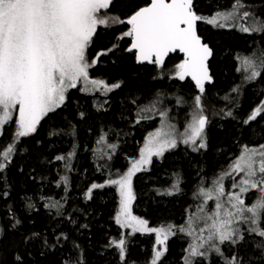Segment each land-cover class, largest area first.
I'll use <instances>...</instances> for the list:
<instances>
[{"label":"snow or ice","instance_id":"6c2138e0","mask_svg":"<svg viewBox=\"0 0 264 264\" xmlns=\"http://www.w3.org/2000/svg\"><path fill=\"white\" fill-rule=\"evenodd\" d=\"M112 5L113 0H0V135L6 125H15L14 142L0 146V199L7 201L11 195L7 172L19 151L20 139L37 135L42 122L67 105L71 90L89 95L99 92L107 97L121 88V82L109 84L103 79L90 78L89 71L119 44L101 50L91 58L89 50L98 28L123 24L127 30L118 40L129 39L124 51L132 54L136 63L153 65L163 74L166 58L173 53L183 54L168 70L169 78L181 82L190 80L196 94L188 105L190 112L183 131L168 122L166 109L158 108L162 103L159 93L148 104L139 107L135 124L151 119L150 113H158L161 126L147 134L138 158L130 161L131 166L126 171L116 178L110 176L102 183H91L84 193L85 198L91 200L97 189H115L119 197L115 223L122 229H131L133 234L155 235L150 264H163L169 251L168 241L177 233L190 238L183 250L182 264H264V142L244 144L229 169L213 180L211 187L201 184L193 192V199L200 202L185 223L149 226L147 219L132 211L136 200L133 178L138 173L151 171L154 158L162 160L166 153L180 145L192 153H200L209 147L207 128L211 118L206 114L205 93L206 85L213 83L210 61L215 50L209 38L201 34L200 25L236 31L254 41L258 38V44L234 54L233 59L237 62L235 71L241 75V84L264 78V0H231L226 7L218 6L209 15L197 11L196 0H143L142 3L128 0L127 7L131 12L126 19L109 15ZM239 87L232 91L238 92ZM224 99L229 100V97ZM108 103L107 99L98 101L96 111L106 112ZM177 103L186 101L178 99ZM14 113H18L15 119ZM213 115L237 118L230 109H220ZM78 116L80 120L85 119L82 111ZM258 118L264 120V100L242 123L250 125ZM110 133L117 137L121 135L112 128L101 129L94 141L100 146V160H112L118 148V144L110 142ZM76 135L71 122L64 128L48 131L49 137L70 136L74 142ZM76 154L69 150L54 155L48 163L63 162L65 171L70 172ZM107 167V163L100 165L101 169ZM19 171L22 173L23 168ZM225 177H232L234 190L225 191ZM59 180L67 190L68 176H60ZM170 180V186L155 189L158 196L170 197L182 192L177 174L173 173ZM56 187H61V183ZM36 195L38 201H46L41 207L47 210L49 218L76 224L72 211L66 209L67 197L52 199L42 193ZM21 206L31 230L21 237L11 252V264H36L29 251L33 244L38 246L40 256L59 252L55 264H84L81 245L71 233L47 227L35 229L31 214L37 211L36 203L25 194ZM3 211L6 223L0 222V245L5 236L21 231L25 222V216L18 215L11 204H5ZM79 227L87 228V225ZM107 246L116 251L120 264H127L125 234L111 238ZM0 264H7L2 247Z\"/></svg>","mask_w":264,"mask_h":264},{"label":"trees","instance_id":"16d2710c","mask_svg":"<svg viewBox=\"0 0 264 264\" xmlns=\"http://www.w3.org/2000/svg\"><path fill=\"white\" fill-rule=\"evenodd\" d=\"M133 3H142L143 0H132ZM231 0H196L198 5L197 11L203 15L212 14L216 8L226 7ZM128 0H116L114 8L131 10L127 7ZM122 19L125 17L118 14ZM205 24L200 25L201 34L209 38L215 50L212 58L211 70L214 82L211 86L206 87L205 103L208 107L207 114L212 120H216L213 112L220 109L233 112L236 119L232 117L220 116L221 125L215 130L210 128L207 132L209 147L200 153H192L191 164L185 159L181 163L174 162V166L168 167L166 159L159 160L160 167L154 168L157 162L153 163L152 174L145 178V172L138 173L143 178L134 180V187L138 193L139 201L144 203L142 211L137 209L143 219L149 221V226H160L162 224L181 225L186 221L188 215L194 210L191 208L193 200V192L186 188V180L178 174L185 171L187 178L190 179L197 176V182L202 183L211 178L216 179L222 175L229 159L227 154L234 155L237 148L245 141L254 144L261 141L264 137V120L258 118L257 122L250 125H244L243 119L246 118L250 111L259 105L264 93V78H258L256 81L248 82L244 86V96H242V86L238 82L241 75L235 71L237 62L233 59L234 54L242 53L249 45L258 44L259 39L255 41L236 31L227 29H214ZM121 29V28H120ZM118 31L105 32V36L99 32L95 38L92 47L89 50V57L95 53L111 48L114 44L119 47L110 52L107 56L115 55L121 52L120 48L125 49L128 45L124 40L120 43ZM109 37V39H108ZM120 50V51H118ZM127 55H126V54ZM120 55L119 59H123L117 64H110L109 78L115 77L116 82H121V88L115 89V93L109 97V103L106 105V112H97L93 107L92 98L89 94L73 91L70 93V100L67 105L58 110V114L46 119L42 122L38 130V134L33 137L21 138L17 147L18 153L15 155L12 165L7 172L8 184L11 185V195L7 201L0 199V222L6 223L5 213L3 211L5 204H11L18 215L25 216V222L21 231L10 233L3 239L2 247L4 249V257L7 264H11V252L17 247L21 237L31 230V225L27 216L22 209V198L27 194L36 203L37 211L31 214L34 221L35 229L55 228L63 229L65 232L71 233L77 243L81 245V256L84 264H120L116 251L107 246L111 238H118L121 234H125L128 240V259L127 264H150L152 254V246L155 241L154 234L137 233L133 237L127 235L128 229H122L115 223V214L119 209V197L115 189L105 187L97 189L93 192V198L87 200L84 196L87 187L91 183H102L105 179L116 178L119 173L127 170L130 161L138 156V151L149 131L158 113H150L151 119L141 120L139 124H135L136 112L139 106H134L131 99L125 98L128 94L139 96L134 98L135 103L142 106L144 102L148 104L160 94L162 103L158 104V108L170 109L171 107L186 109V105L190 104L191 98L196 94L194 85L186 80L184 82L169 78V69H172L177 61L182 58L181 55L171 56L165 62V70L161 74L160 70L154 66H141L136 63L132 54L125 52ZM90 77L94 79H103L111 84L110 79L104 78L100 69L90 71ZM239 87L241 93L239 97L233 95V88ZM255 90V91H254ZM259 90V94L256 91ZM230 97L226 101L225 97ZM128 99V100H127ZM178 99L186 101V103H177ZM224 107H220L223 106ZM85 113V119L80 120L78 113ZM71 122L76 128L77 135L75 142L73 137H49L48 131L54 128H64ZM146 125V127H145ZM109 128L120 132V136L110 133V142L118 144L113 159L110 161L100 160V146L94 143L97 134L101 129L107 131ZM15 125H8L2 132L0 137V146L14 142ZM41 141V143H37ZM216 141V143H214ZM214 149L219 150L213 158L220 164L215 165L214 161L208 160L206 155L212 153ZM227 149V151H225ZM69 150L76 151V156L72 159L71 164L73 170L66 172L63 162L54 161L48 163L49 160L57 154H65ZM22 153V154H21ZM176 154V153H174ZM172 156V154H170ZM107 163V168H100L101 164ZM23 168V172L19 171ZM165 170V168H167ZM182 168V169H181ZM166 172L172 176L173 173L183 180L186 193L180 199L178 195L174 196H158L155 189L168 187L160 181L161 175L158 172ZM68 176L67 190L63 183L59 180L60 176ZM31 177H36L33 180ZM186 178V177H185ZM226 180V179H224ZM171 181V180H170ZM194 181V180H193ZM57 183H61V187H56ZM171 183V182H170ZM197 185V183H196ZM37 193H42L45 197L52 199H61L67 197V211H72L76 224L69 223L67 220L56 222L47 216V210L41 207L46 201H38ZM187 194V196H185ZM138 203V202H137ZM196 205V204H195ZM74 210V211H73ZM133 210V209H132ZM166 216V218H164ZM80 225H87V228H80ZM127 230V231H125ZM143 236V237H141ZM177 238L171 239L168 243L169 251L163 258V264H182L183 250L187 247L188 242H181L179 239L185 236L177 233ZM151 238V243L147 240ZM154 239V240H153ZM23 248V245H19ZM29 251L33 253V259L36 264H55L57 257L60 255L57 251L40 256L38 254V246L33 244L29 247Z\"/></svg>","mask_w":264,"mask_h":264},{"label":"rangeland","instance_id":"374dc122","mask_svg":"<svg viewBox=\"0 0 264 264\" xmlns=\"http://www.w3.org/2000/svg\"><path fill=\"white\" fill-rule=\"evenodd\" d=\"M121 0H119V2H120ZM115 2H116V0H113V5L110 7V9L108 10V14L109 15H111V16H119L118 14H120L121 16H123V17H125V16H127V15H129L128 13H129V11L126 9V10H124V9H120V11L118 10V12H117V10L114 8V6H115ZM120 17V16H119ZM121 18V17H120ZM125 18H127V17H125ZM122 19V18H121ZM204 27H206V25L204 26ZM119 29L120 30V33H121V35H122V33L124 32V31H126L127 30V27H126V25H123V24H116V25H111V26H109V27H107V28H105V27H103V26H101L100 28H98V31H97V34L99 33V32H101V35H103V36H105V32H110V31H112L111 29ZM121 28V29H120ZM95 38V37H94ZM108 39H109V37H108ZM118 40V39H117ZM125 41L127 44L129 43V39L128 38H124V39H121L120 40V43L122 42V41ZM107 56V55H106ZM177 56H179L178 54L175 56V58H177ZM92 57V56H91ZM179 61H177L176 63H178ZM98 64V63H97ZM97 66V65H96ZM95 69V67L94 68H92V69H90L89 71H92V70H94ZM91 78V77H90ZM244 86H242V96H244ZM73 91H78L77 89H73V90H71V92H73ZM70 92V93H71ZM233 95H235V96H237V97H239L238 95H240V98H241V93L239 92L238 94H237V92H234L233 93ZM90 96H93V98H92V103H93V107H94V109H96V105H97V102L98 101H102V100H104V99H106V97H104L102 94H100L99 92H97V93H95L94 95H90ZM229 99H230V97H229ZM108 100V99H107ZM262 100H263V98H262ZM261 100V101H262ZM226 101H228V100H226ZM191 103V102H190ZM260 104V103H259ZM107 105V104H106ZM106 105H105V108H106ZM189 105V104H188ZM188 105H186V109L184 110V111H181V110H183V108H184V106H183V108H180V110H179V107H171L170 109H168V122L169 123H172V124H175L176 125V127H177V129L179 130V131H183V127H184V125H185V123H186V119L188 118V114H189V112H190V109H189V107H188ZM220 107H224V105L223 106H220ZM161 109V108H160ZM207 114V113H206ZM16 115H18V113H14V119H15V116ZM214 117L215 118H218V119H216V120H212V118H211V122H210V124L208 125V128H207V131H208V129H210V128H212L213 126H218V125H221V121H220V116H217V115H214ZM12 123H9L8 125H11ZM8 125H6L5 127H4V129L8 126ZM161 126V117L160 116H158V118L156 117L155 118V120H154V123L152 124V129H151V131H149V132H152V131H155L156 130V128H158V127H160ZM145 127H146V125H145ZM4 129L2 130V132L4 131ZM148 132V133H149ZM208 135V134H207ZM2 135H0V137H1ZM209 136V135H208ZM146 137H147V135H146ZM146 137H145V139H146ZM144 139V140H145ZM258 142H264V137H263V139H261V141H258ZM143 143H144V141H143ZM143 143H142V145H141V147L143 146ZM214 143H216V141H214ZM257 143V142H256ZM208 144H209V142H208ZM244 144H248V145H253V144H249V143H246L245 141H243L242 142V144H241V147L244 145ZM255 144V143H254ZM181 147H183L182 149H180V152L182 153V154H185V155H187V153L189 152V150H187L186 149V147L185 146H183V145H180ZM178 147L177 149H179V148H181V147ZM140 147V148H141ZM240 147V146H239ZM241 147H240V149H237V151H236V153L234 154V155H230L229 153L227 154V158L229 159V161H228V163H227V165H226V168L224 169V171L222 172V174L226 171V170H228L229 169V165H230V163L234 160V158L239 154V152H240V150H241ZM177 149H175V150H172V151H170V152H168V153H166L165 154V156H164V158L163 159H166L167 157H170V154L171 153H174V152H177L178 150ZM214 151H218V152H220L219 150H214ZM214 151H212V154L213 155H215V154H217V153H214ZM225 151H227V149H225ZM138 155H139V151H138ZM136 158H138V156L136 157ZM135 158V159H136ZM186 158V157H185ZM186 160L189 162V164H191V161H192V159H188V158H186ZM154 162H157L156 163V165H155V167L154 168H159L160 167V162H159V159H156V158H154ZM174 165H176V164H172V166H174ZM131 165H129V167H130ZM172 166H168V167H172ZM168 167L167 168H165V170H167L168 169ZM153 168V165H152V167H151V171H149V172H145L144 174H145V178L147 179V177L148 176H150V174H152V169H154ZM182 169V168H181ZM167 172V171H166ZM165 172V173H166ZM186 172H188V171H185V172H181V171H179L178 172V174L179 175H181V178H183V180H186V188L188 189L189 188V190H191L192 189V187H195L196 186V184L195 183H193V180H196L197 181V179H196V176H194V177H192L191 179H190V177H188L187 178V176H186ZM170 177H171V175L169 176V175H161V179H160V181H162V183H163V185H168V184H170ZM186 177V178H185ZM142 179L143 178V176H138V174H137V176L136 177H134L133 178V190H134V193H135V195H136V200L133 202V205H132V211H133V214L134 215H136V216H139V217H141V218H143L141 215H140V213L138 212V211H142L141 210V208H143L144 207V203H142V201H139V199H138V193H137V191H136V189H135V187H134V180L135 179ZM236 178V180H239V176H236L235 177ZM224 179H226V180H223V183H224V186H225V191L226 192H228V191H232V190H234V189H232V187H231V185H232V183H233V180H232V177H225ZM148 180V179H147ZM183 180H182V182H181V185L182 186H184V182H183ZM213 180H215V179H213ZM213 180L212 181H210V183H208V185H203L204 187H211L212 186V183H213ZM148 182H150V180H148ZM209 182V181H208ZM184 193H186V189L184 188V189H182V192H181V195H178V199H180V198H182L183 196H184ZM185 196H187V194H185ZM193 197V196H192ZM138 202V203H137ZM200 201H198V200H192L191 201V208H193L194 209V206H195V204H198ZM210 206H211V204H210ZM138 210L137 212H134V210ZM164 218H166V216H164ZM185 223V222H184ZM125 231H127V230H125ZM127 235H129L130 237H133L134 235H132L133 233H131V229H128V231H127ZM137 233H135V235H136ZM141 234V233H140ZM141 237H143V236H141ZM174 238H177V236H173V237H170V239H169V241L171 240V239H174ZM154 240V239H153ZM190 240V238L189 237H187V236H182L180 239H179V241H181V242H187V241H189ZM151 241H152V239L151 238H149L148 240H147V242L148 243H151ZM169 241H168V243H169ZM189 243V242H188ZM154 245V244H153ZM152 248H153V246H152Z\"/></svg>","mask_w":264,"mask_h":264},{"label":"bare ground","instance_id":"6f19581e","mask_svg":"<svg viewBox=\"0 0 264 264\" xmlns=\"http://www.w3.org/2000/svg\"><path fill=\"white\" fill-rule=\"evenodd\" d=\"M249 46H251V45H249ZM127 46H125V48H126ZM120 50H121V52L120 53H118V54H115V55H110L109 57H103L101 60H100V64H99V69L102 71V74H103V77L104 78H108V79H110V81H111V83H116V79H115V77H113V76H110V78H109V75H108V72L110 71L109 70V68H110V64H117V63H119L120 61H122L123 59H119L120 58V55L121 54H124L125 53V51H124V49L123 48H120ZM120 50H118V51H120ZM126 54V53H125ZM128 54H130V53H128ZM127 55V54H126ZM141 66H145V67H147V66H149V65H141ZM238 82L241 84V78H239L238 79ZM247 83H244V84H241V86H245ZM255 91V90H254ZM256 93L257 94H259V90H257L256 91ZM132 97H134V98H136V97H139V96H135V95H130V94H128L125 98H132ZM262 97H263V100H264V93H262ZM134 98H132L131 99V103L134 105V106H139V107H142V106H144V105H146V103L144 102V104L142 105V106H140V105H138V103L136 102L135 104L133 103V101H134ZM128 100V99H127ZM254 108V107H253ZM154 123V122H153ZM216 129V127H212V130H215ZM181 147V146H180ZM241 147V146H240ZM240 147H238L237 149H240ZM183 147H181V148H179V149H177L178 151L177 152H174V153H176V154H174V153H171L172 154V156H170V157H168L167 159H166V162H167V164H168V166H172V164L174 163V162H176V163H181V161H182V159H185V157L186 158H188V159H192V157L189 155V153H187V155H185V154H182L181 152H180V149H182ZM215 150V149H214ZM218 151H214V153H217ZM206 158L208 159V160H211V161H214L215 162V165L216 166H219L220 167V164L219 163H216L217 161L213 158V154L212 153H208L207 155H206ZM158 174L159 175H169L168 173H165V172H158ZM170 176V175H169ZM196 178H197V176H196ZM213 179L211 178V173L209 174V182L208 181H204V182H202L201 184L202 185H208V183H210V181H212ZM193 183H197V185H196V189L199 187V186H201V184L200 183H198L196 180H194L193 181ZM193 188H195V187H193Z\"/></svg>","mask_w":264,"mask_h":264},{"label":"flooded vegetation","instance_id":"af4514ba","mask_svg":"<svg viewBox=\"0 0 264 264\" xmlns=\"http://www.w3.org/2000/svg\"><path fill=\"white\" fill-rule=\"evenodd\" d=\"M112 30V32L113 31H118L119 32V34H118V37H120L121 36V33H120V30L119 29H111ZM111 32V31H110ZM118 39V38H117ZM121 40V39H120ZM120 40H119V42H120ZM126 46H128V45H126ZM176 55V54H175ZM180 55V54H179ZM172 56H174V55H172ZM103 57H109V56H102L101 58H100V60L103 58ZM171 57V56H170ZM100 60H99V62H98V64H97V66H95V69L97 68V69H99V64H100ZM135 60V59H134ZM168 60V59H167ZM166 60V61H167ZM140 65H143V64H140ZM151 66V65H150ZM153 66V65H152ZM210 68H211V62H210ZM101 71V70H100ZM101 73H102V71H101ZM211 73H212V70H211ZM212 75H213V73H212ZM213 82H214V78H213ZM213 84V83H212ZM211 84V85H212ZM211 85H208V86H211ZM208 86H206V87H208ZM117 90H114V91H112L111 93H109L108 94V96L106 97V99H109V97H111L115 92H116ZM101 94V93H100ZM116 95H117V93H115V97H116ZM209 130V129H208ZM208 132V131H207ZM226 168V167H225Z\"/></svg>","mask_w":264,"mask_h":264},{"label":"water","instance_id":"95a60500","mask_svg":"<svg viewBox=\"0 0 264 264\" xmlns=\"http://www.w3.org/2000/svg\"><path fill=\"white\" fill-rule=\"evenodd\" d=\"M175 54H180V53H173V54H170L169 57L172 56V55H175ZM180 55L182 56L183 54H180ZM169 57H168V58H169ZM168 58H166V60H167ZM165 62H166V61H165ZM143 65H149V64H146V63H145V64H143ZM189 81H190V80H189ZM190 82H191V81H190ZM191 83H192V82H191ZM192 84H193V83H192ZM211 84H212V83H211ZM211 84H208V85H211ZM208 85H206V86H208Z\"/></svg>","mask_w":264,"mask_h":264}]
</instances>
